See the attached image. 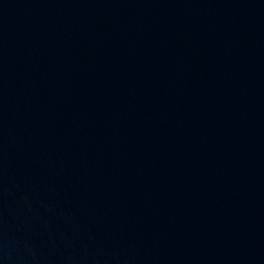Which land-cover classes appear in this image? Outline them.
<instances>
[{
	"label": "water",
	"instance_id": "1",
	"mask_svg": "<svg viewBox=\"0 0 264 264\" xmlns=\"http://www.w3.org/2000/svg\"><path fill=\"white\" fill-rule=\"evenodd\" d=\"M0 264H264V0H0Z\"/></svg>",
	"mask_w": 264,
	"mask_h": 264
}]
</instances>
